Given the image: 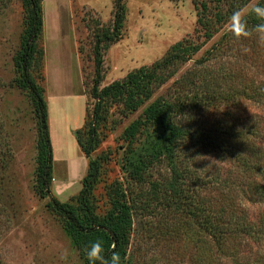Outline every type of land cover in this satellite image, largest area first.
Listing matches in <instances>:
<instances>
[{
    "label": "rangeland",
    "instance_id": "rangeland-1",
    "mask_svg": "<svg viewBox=\"0 0 264 264\" xmlns=\"http://www.w3.org/2000/svg\"><path fill=\"white\" fill-rule=\"evenodd\" d=\"M228 1L124 0L122 38L103 49L100 88L151 66L179 41L202 47L178 64L172 79L137 112L113 105L98 123V145L90 158L77 137L87 138L93 114V29L96 24L112 27L114 0L42 4L45 58L41 70L32 74L44 90L48 110L51 195L78 208L89 161L97 159L100 175L91 194L95 213L103 217L109 211L114 188L123 190L132 206L125 264H264V46L255 37L235 39L228 21L216 23L210 39L197 23L202 3L211 7L207 13L212 17L218 10L224 13ZM260 3L264 6V0H251L242 10L247 13ZM26 16L22 0H0V264H86L64 220L36 189L37 119L28 93L17 85L14 64ZM207 94L212 98L206 109L180 117L206 140L200 136L188 144L182 159L189 172L183 181L190 184L187 195L193 206L205 207L212 218L222 216L232 228L222 243L198 219L170 207V192L160 189L159 199L151 193L156 183L173 179L165 161L146 170L143 184L132 179L131 169L160 144L156 128L144 127L133 143L123 136L158 97L209 100Z\"/></svg>",
    "mask_w": 264,
    "mask_h": 264
},
{
    "label": "trees",
    "instance_id": "trees-1",
    "mask_svg": "<svg viewBox=\"0 0 264 264\" xmlns=\"http://www.w3.org/2000/svg\"><path fill=\"white\" fill-rule=\"evenodd\" d=\"M44 1L22 0L27 15L26 27L22 35L20 49L14 59L19 75L17 85L28 93L37 119L39 152L36 189L40 197L48 199V208L64 220L66 228L79 248L86 264H89V262L86 258L85 249L97 240L103 242L105 255L108 257L113 251L112 245H115V251H118L121 256V264H125L133 225L132 206L127 201L128 196L125 192L120 188H114L111 194L109 211L103 217L95 213L91 203V194L100 175L101 167L97 159H90L89 161L88 172L82 180V188L77 198L78 208L62 203L51 195L53 150L48 126V110L44 99V90L32 74L34 69L41 70L45 58V48L41 44L44 32L42 7ZM216 1L219 2L220 0ZM250 1L229 0L228 9L224 13L218 10L215 14H212V17L207 13L211 11V7H208L206 3H202L201 11H198L197 23L205 29L207 39H210L213 36L212 33L216 31L214 30L216 23L223 24L229 21L233 11L242 10ZM114 4L112 27L96 24L93 29L95 72L93 85L90 89V95L94 99L93 114L87 138L82 140L77 137L78 143L87 158H90L98 145V123L104 119L113 105H122L123 109L130 113L137 112L152 98L155 91L172 79L176 74V66L189 61L192 55L199 52L202 47L201 44H194L189 40L179 41L170 47L163 58L151 66H142L130 71L123 80L115 81L100 88L104 73L103 49L121 40L126 19L124 0H114ZM258 5L263 6V3ZM247 19L250 26L259 22L251 15ZM206 86L209 87L208 84ZM211 89L209 90L211 91ZM211 98L212 96L209 97V100H198L196 97L178 96L176 100H168L162 96L158 97L149 104L140 117L133 120L125 128L123 136L127 141L133 143L144 127L152 126L156 128L159 132L157 136L160 139V144L157 148H152L144 157H141L136 166L131 169L132 179L138 184H143L146 181L144 177L146 170L151 165L165 161L172 171L173 179L165 185L160 184L163 187L156 183L153 185L151 193L159 199L160 189L163 190L164 194L170 192L173 196L172 202L169 201L170 207L181 208L185 210L186 214L196 220L198 219L203 230L208 232L217 243H222L226 236L232 233V228L222 216L218 215L212 218L205 207L193 206L190 195H187L190 184L183 181L184 178L188 177L189 172V168L183 166L186 163L185 158L182 159L185 150L188 149V144L192 142L191 140L200 136L202 140H206L202 137L204 133L191 131L180 122L181 114L185 111L206 109L211 102ZM215 98H217V95ZM179 166H183V168L181 169Z\"/></svg>",
    "mask_w": 264,
    "mask_h": 264
},
{
    "label": "clouds",
    "instance_id": "clouds-1",
    "mask_svg": "<svg viewBox=\"0 0 264 264\" xmlns=\"http://www.w3.org/2000/svg\"><path fill=\"white\" fill-rule=\"evenodd\" d=\"M254 16L259 22L249 25L247 17ZM228 31L237 40L255 37L260 46H264V6L258 4L245 13L243 10H235L228 21ZM113 251L110 257L105 255L103 242L97 240L91 243L86 249L85 254L89 264H121V256L115 251V245H112Z\"/></svg>",
    "mask_w": 264,
    "mask_h": 264
}]
</instances>
